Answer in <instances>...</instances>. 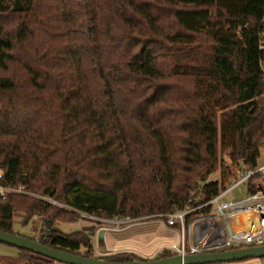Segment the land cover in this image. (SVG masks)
<instances>
[{
  "label": "trees",
  "instance_id": "16d2710c",
  "mask_svg": "<svg viewBox=\"0 0 264 264\" xmlns=\"http://www.w3.org/2000/svg\"><path fill=\"white\" fill-rule=\"evenodd\" d=\"M262 151L264 0H0V186L24 191L0 195V230L144 259L55 223L183 209L220 193L225 152L250 169Z\"/></svg>",
  "mask_w": 264,
  "mask_h": 264
},
{
  "label": "built area",
  "instance_id": "2783aa9c",
  "mask_svg": "<svg viewBox=\"0 0 264 264\" xmlns=\"http://www.w3.org/2000/svg\"><path fill=\"white\" fill-rule=\"evenodd\" d=\"M225 166L229 170L224 187L219 194L208 200L199 198L195 204L168 214L137 218L126 216L110 221L121 224L155 218L164 219L167 227L177 225L182 230L181 240L167 249L181 255L261 246L264 244V164L249 169L228 160ZM240 184H244L246 195L227 200V195ZM251 187L255 188L253 192L250 191ZM6 192L24 191L22 188L0 186V195ZM195 212L197 214L192 215ZM98 219L101 220L100 217Z\"/></svg>",
  "mask_w": 264,
  "mask_h": 264
},
{
  "label": "rangeland",
  "instance_id": "374dc122",
  "mask_svg": "<svg viewBox=\"0 0 264 264\" xmlns=\"http://www.w3.org/2000/svg\"><path fill=\"white\" fill-rule=\"evenodd\" d=\"M5 21L8 22V20ZM227 153L228 152L224 153L225 162H228L229 160ZM262 164H264V151H262V157L259 160V165ZM220 177L221 171L218 169L210 175L209 181L219 180ZM245 195V186L244 184H240L231 194L227 195L226 199L229 200L232 197L239 199ZM196 200H199V197ZM52 202L57 204L54 200H52ZM60 206L70 208L63 204H60ZM81 214L82 217L77 221H57L55 226L66 234L85 231L91 228L90 226H93L94 234L91 238L95 256L104 255L105 253L110 252H135L144 259H154L164 251L163 249L166 247H172L173 244L179 243L181 240V228L167 227L164 219L157 220L155 218H148L149 220H141L134 223L116 224L110 220L125 217H100L101 220H99L98 217L96 218L95 216H90L86 213ZM83 216H85V218H83ZM13 220L16 231L27 236L31 235L30 231L33 219L29 221L23 213H15ZM115 227H117V229H115ZM44 229L49 231V224H47ZM102 230H105L104 236L100 235ZM82 252H84V249H82ZM20 256L21 251L18 248L0 242V264H21ZM54 264L65 263L55 262ZM211 264H264V258H249L242 261Z\"/></svg>",
  "mask_w": 264,
  "mask_h": 264
},
{
  "label": "water",
  "instance_id": "95a60500",
  "mask_svg": "<svg viewBox=\"0 0 264 264\" xmlns=\"http://www.w3.org/2000/svg\"><path fill=\"white\" fill-rule=\"evenodd\" d=\"M102 236L105 230L100 232ZM0 242L18 249L29 250L33 253L65 264H211L231 262L249 258H264V244L234 249L208 251L195 254H176L155 259H135L129 261H114L101 257H86L59 248L48 246L29 237L0 230Z\"/></svg>",
  "mask_w": 264,
  "mask_h": 264
},
{
  "label": "crops",
  "instance_id": "0c3cea01",
  "mask_svg": "<svg viewBox=\"0 0 264 264\" xmlns=\"http://www.w3.org/2000/svg\"><path fill=\"white\" fill-rule=\"evenodd\" d=\"M166 248H168V247H166ZM109 254H113V253H105L104 255H100V256H105V255H109ZM137 254V253H136ZM141 257V256H140ZM57 263V262H56Z\"/></svg>",
  "mask_w": 264,
  "mask_h": 264
}]
</instances>
